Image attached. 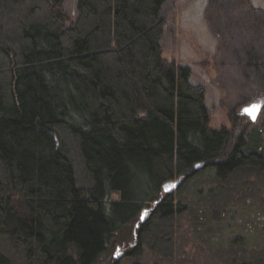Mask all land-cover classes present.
<instances>
[{"label": "trees", "instance_id": "1", "mask_svg": "<svg viewBox=\"0 0 264 264\" xmlns=\"http://www.w3.org/2000/svg\"><path fill=\"white\" fill-rule=\"evenodd\" d=\"M165 1L79 0L67 23L63 0H0V264H96L144 211L137 237L170 257L182 213L264 196L259 133L211 129L204 87L164 58ZM248 250L228 264H264Z\"/></svg>", "mask_w": 264, "mask_h": 264}, {"label": "rangeland", "instance_id": "2", "mask_svg": "<svg viewBox=\"0 0 264 264\" xmlns=\"http://www.w3.org/2000/svg\"><path fill=\"white\" fill-rule=\"evenodd\" d=\"M78 1L63 0L67 23L77 18ZM251 2L264 8V0ZM250 4L247 0H166L160 45L167 61L189 68L190 82L204 87L211 129H231L236 122V131L247 127L259 133L264 143V69L257 65L264 63V18H256ZM253 104L262 105L255 121L243 113ZM208 179L197 184L196 194L211 192L215 183ZM184 180L180 176L168 182L163 193H175ZM263 198L218 214L216 222L204 217L202 207L194 214L182 213L175 220L179 226L167 250L170 257L140 242L137 230L146 222L141 212L133 225L117 233L96 264H228L243 244L248 251L264 248Z\"/></svg>", "mask_w": 264, "mask_h": 264}, {"label": "snow or ice", "instance_id": "3", "mask_svg": "<svg viewBox=\"0 0 264 264\" xmlns=\"http://www.w3.org/2000/svg\"><path fill=\"white\" fill-rule=\"evenodd\" d=\"M262 107L260 104H255L250 106L249 108H245L243 110L244 114H247L250 116L251 119L255 120L256 116L258 114L259 109ZM199 167V166H198ZM171 187H175V185H172ZM165 191H168V186H165ZM148 213L145 212L142 216L141 219H144L145 216H147ZM117 254H119V250L117 249Z\"/></svg>", "mask_w": 264, "mask_h": 264}, {"label": "water", "instance_id": "4", "mask_svg": "<svg viewBox=\"0 0 264 264\" xmlns=\"http://www.w3.org/2000/svg\"><path fill=\"white\" fill-rule=\"evenodd\" d=\"M253 105H255V104H253ZM250 106H252V105H250ZM250 106H248V107H246V108H249ZM259 111H260V109H259ZM259 111H258V114H259ZM243 113H244V112H243ZM258 114H257V116H258ZM257 116H256V118H257ZM250 119H251V118H250ZM251 120H252V121H255L256 119H255V120L251 119ZM145 212H146V211H144L143 214H144ZM142 220L144 221V219H142Z\"/></svg>", "mask_w": 264, "mask_h": 264}]
</instances>
